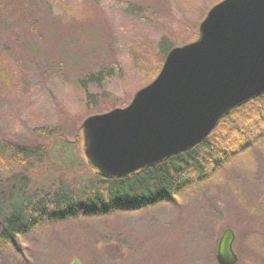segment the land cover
<instances>
[{
  "label": "rangeland",
  "instance_id": "1",
  "mask_svg": "<svg viewBox=\"0 0 264 264\" xmlns=\"http://www.w3.org/2000/svg\"><path fill=\"white\" fill-rule=\"evenodd\" d=\"M220 1L0 0V202L20 200L23 184L35 197L102 182L84 119L127 106ZM250 109L210 135L227 163L205 182L156 206L35 229L1 264H217L226 228L237 264H264V119Z\"/></svg>",
  "mask_w": 264,
  "mask_h": 264
},
{
  "label": "water",
  "instance_id": "2",
  "mask_svg": "<svg viewBox=\"0 0 264 264\" xmlns=\"http://www.w3.org/2000/svg\"><path fill=\"white\" fill-rule=\"evenodd\" d=\"M261 95L264 0H222L201 22L198 38L173 47L129 105L84 119L83 151L102 177H126L202 143L225 116ZM234 240L226 228L217 264H237Z\"/></svg>",
  "mask_w": 264,
  "mask_h": 264
},
{
  "label": "trees",
  "instance_id": "3",
  "mask_svg": "<svg viewBox=\"0 0 264 264\" xmlns=\"http://www.w3.org/2000/svg\"><path fill=\"white\" fill-rule=\"evenodd\" d=\"M263 99L264 95L235 111L240 112L251 105L250 115H254L257 120L264 119V104L259 103ZM210 138L187 152L128 177L105 180L97 175L102 182L76 192L59 188L42 196L29 197L23 184L20 200L10 204L0 202V264L7 262L5 252L8 249L14 251L11 253L14 256L9 254L8 258L16 261L15 255H22L17 249V238L26 237L35 229L43 226L48 228L53 223L74 219L79 214L92 218L156 206L205 182L211 172L209 169L227 163V159L223 162L225 152L217 151ZM241 148L245 147L241 145ZM15 150L21 155L25 154L20 148ZM13 179L7 180V183Z\"/></svg>",
  "mask_w": 264,
  "mask_h": 264
}]
</instances>
